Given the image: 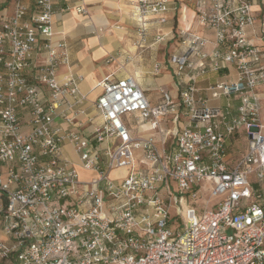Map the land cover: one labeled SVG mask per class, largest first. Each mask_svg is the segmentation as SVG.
Returning <instances> with one entry per match:
<instances>
[{"label": "built area", "instance_id": "2783aa9c", "mask_svg": "<svg viewBox=\"0 0 264 264\" xmlns=\"http://www.w3.org/2000/svg\"><path fill=\"white\" fill-rule=\"evenodd\" d=\"M54 1L0 0L12 3L0 20V264H264V0H196L189 14L188 0H131L137 47L151 25L180 14L183 25L154 39L173 43L167 65L179 89L152 104L134 77L106 75L98 121L67 44L53 43ZM71 9L88 14L86 0L61 11ZM229 67L234 76L206 90L238 98L235 112L196 96L199 76ZM169 115L182 118L170 143L160 125ZM127 116L159 139L132 135ZM236 134L245 149L233 158L226 141ZM117 169L125 173L111 175ZM205 190L203 207L184 199Z\"/></svg>", "mask_w": 264, "mask_h": 264}, {"label": "crops", "instance_id": "0c3cea01", "mask_svg": "<svg viewBox=\"0 0 264 264\" xmlns=\"http://www.w3.org/2000/svg\"><path fill=\"white\" fill-rule=\"evenodd\" d=\"M26 1L27 3L30 2V0ZM195 1H185L188 5V14L194 8ZM250 1L253 3L254 8L259 7L260 0ZM75 4L76 0L54 1L53 28L55 33L53 43L55 44L60 40H64L67 44L70 71L74 75L82 77L79 83V90L90 100L88 103L86 100L84 104L88 112L91 109L95 114L93 101L100 92L97 83L109 74H112L114 77L125 75L134 77L152 104L159 102L162 90L169 91L172 94L178 92L179 88L176 86L177 77L173 67L167 65L168 54L170 52L168 47H173V43L158 44L154 42V39L157 29L168 32L175 24L183 25L184 22L180 19V14L175 15L174 12H169L166 23L162 25L154 23L151 25L146 44L142 47H137L133 44L137 38V22L132 16V12L135 10L133 1L86 0L88 8V14L86 15L76 13L73 9L67 12L61 11L63 6ZM11 10V2L1 5L0 20L10 15ZM112 13L116 15L117 19H114L116 17H111L110 14ZM100 28H106L108 34L103 35V32H100V34ZM193 28L199 29L196 24H194ZM94 31H97V34L92 35ZM205 35L209 39H212L211 32L207 31ZM254 42L261 43V41L255 38ZM40 58L38 57V60ZM156 64L160 66L158 71L154 69ZM61 71H66V68H62ZM227 74L233 77L234 69L229 67L218 71H206L196 80V96L207 98L210 105L228 107L232 112H235L239 104L238 98L221 97L220 99H211L206 90L207 86L211 83L226 79ZM151 88H156L159 91L157 101H152L147 94ZM257 94L261 109L264 111V81L258 85ZM83 119L86 120V118ZM98 120L99 117L96 116L95 121ZM125 121L128 123L130 131L134 136L153 137L155 140H158L160 137L159 133L149 129L148 124L142 125L136 123L133 116H127ZM160 125L163 130H168V142L170 143L174 137L173 130L182 125V118H180V122H176L169 115L160 122ZM226 144L228 152L233 158L238 157L245 149V140L243 136L238 134L230 136ZM66 150L69 156L73 160H76L70 146L67 145Z\"/></svg>", "mask_w": 264, "mask_h": 264}, {"label": "rangeland", "instance_id": "374dc122", "mask_svg": "<svg viewBox=\"0 0 264 264\" xmlns=\"http://www.w3.org/2000/svg\"><path fill=\"white\" fill-rule=\"evenodd\" d=\"M111 17H116L115 14H110ZM114 19H117L114 18ZM103 35L104 34H108L106 31V28L104 29L103 28ZM94 34H97V31H94ZM168 50L171 52L173 50V47L170 46L168 47ZM149 98L152 100V101H157L158 98H159V91L156 90V88H151L150 89V92H147ZM90 100H88L87 98V103L89 102ZM89 112H90V116H94V119H96V114H94V112L89 109ZM168 120V119H167ZM166 120V121H167ZM170 124V122H169ZM118 173H124V169L120 170V172ZM83 176H85V174H83ZM203 184H201L202 186ZM209 195H210V191L209 190H205V191H202V194L198 195V198L195 199V200H192L189 198V196H184V199L188 202L189 205H194L196 206L197 208H200V207H203V204L205 203V201L209 198ZM220 199V196H216V197H210L209 201H210V206L213 205L215 202H217L218 200ZM185 210H186V206H184L183 208H181V211L183 213V215L185 214ZM170 216H171V220H170V227L173 229V230H177L179 229L181 226H182V222H181V218L179 216V207L176 203V199L175 197L173 198V202L171 204V208H170Z\"/></svg>", "mask_w": 264, "mask_h": 264}, {"label": "bare ground", "instance_id": "6f19581e", "mask_svg": "<svg viewBox=\"0 0 264 264\" xmlns=\"http://www.w3.org/2000/svg\"><path fill=\"white\" fill-rule=\"evenodd\" d=\"M106 30H107V29H106ZM108 30H109V29H108ZM100 32H101V33L103 32V31H102V28L99 29V33H100ZM101 33H100V34H101ZM132 49L134 50L133 47H132ZM120 170H122V169H117V170L112 171V172H111V175H114V176L121 175L122 173H118V172H120Z\"/></svg>", "mask_w": 264, "mask_h": 264}]
</instances>
